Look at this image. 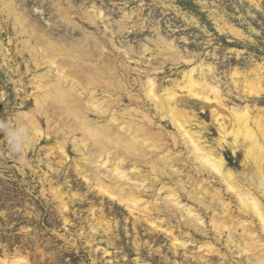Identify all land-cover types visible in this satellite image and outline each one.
Segmentation results:
<instances>
[{"label":"rangeland","instance_id":"obj_1","mask_svg":"<svg viewBox=\"0 0 264 264\" xmlns=\"http://www.w3.org/2000/svg\"><path fill=\"white\" fill-rule=\"evenodd\" d=\"M12 4L17 10L24 11L38 31L43 28L44 33L56 39L79 37L83 31L97 35L100 39L104 33L107 38L112 36L114 46L108 43L105 54L117 58L118 68L120 63L127 67L129 73L127 80H124L129 85L128 90L135 96L138 94L139 98L142 94L138 86L133 85V79H144V73L138 75L135 70L137 67L140 71L157 67L150 73L155 74L160 85L169 86L171 80L181 78L183 70L202 63L205 68L208 65L212 67L226 105L244 106L247 103L253 113L264 115V0H13ZM59 6L68 10L69 19L77 23V27L61 24L57 18L61 13ZM94 10H101L105 16L95 17L94 23L81 17L86 12L92 14ZM3 11L0 12V264H12L18 258L24 259L25 264H197V260L191 257L198 254L202 257V264H247L245 257H236L234 248L225 247V233L220 236L219 242L213 239L209 216L201 210L199 212L205 222L203 228L210 231L208 237H200L199 233L187 226L180 227L178 218L172 217L171 225L166 221L160 222L159 219L163 220L167 216L159 214L158 217V213H152L154 218H158L159 227L154 228L142 218H137L136 213H129L118 201L98 193L77 167V164H83L81 152L72 146V141L80 137L78 132L74 135L71 132L55 134L47 128L46 116L36 112L33 115L41 126V135L34 136L25 124L19 129L18 120L24 123L25 114H32L35 107L33 97L28 95L34 90L29 81L35 73L43 72L47 67L41 64V68L34 70L29 53L22 50L18 42L22 37L19 28L14 27L13 17L7 15V10ZM126 14L127 20L123 17ZM120 21L126 24L122 31L117 28V22ZM158 36L172 44L183 56L192 59L191 63H185L182 59L175 62L163 60L160 54H156V48L152 49L154 44L151 40ZM30 44L34 45V40ZM145 44L149 50L142 57V62L138 63L135 61L138 59L136 54L142 51V45ZM129 46L134 52L130 51V57L127 58L123 56V51ZM235 69L241 76L237 89L231 81ZM254 74L261 79L260 88L263 92L259 96H250L249 87L244 81L252 79ZM177 92L185 93L184 90ZM119 94L123 96V92ZM213 107L217 108L214 102H189L188 109L200 125L195 129L199 128L206 142L218 149L226 165L239 179H243L245 172L252 176L253 166L245 160L242 148H238L242 156L237 161L228 144L230 140L222 149L217 146L219 132L211 111ZM151 109L147 111L152 117L154 111ZM220 111L226 114V111ZM55 114H47L48 118H52L50 128L55 125ZM90 117L96 116L90 114ZM158 123L161 124L160 130L163 141L167 142V149L173 152L171 156L179 150L184 151L182 145L173 148L174 127L168 121L160 122L155 118L153 129H157ZM62 139L67 140V155L58 147L57 141ZM163 153H155V157L160 159ZM183 160L172 162L174 171L165 168L166 177L162 176L161 182L151 179L153 188H159L162 182L173 186L177 181H183L186 190L197 187L202 176L195 173L186 153L183 154ZM158 161L162 168L163 160ZM130 166L126 168L130 170ZM137 167L144 173L149 169L148 165ZM187 174H193L195 181H187ZM209 180V184H212V177ZM212 186L216 188L219 184L214 183ZM160 194L164 196L166 191L162 189ZM262 194L261 189L256 196L264 205ZM60 196L66 201V208L62 207ZM179 198L182 204L193 205L181 194ZM225 199L232 201L234 214H237L233 199L227 196ZM166 227L172 229V234L185 245L173 247L171 234L163 230ZM207 242L214 246L213 253H208L204 246L200 247ZM210 254H216V257L213 259Z\"/></svg>","mask_w":264,"mask_h":264},{"label":"bare ground","instance_id":"obj_2","mask_svg":"<svg viewBox=\"0 0 264 264\" xmlns=\"http://www.w3.org/2000/svg\"><path fill=\"white\" fill-rule=\"evenodd\" d=\"M12 3L13 0H0V12L7 10V15L13 17L14 27L19 28V34L22 36L18 42L21 43L22 50L29 53L34 70L41 68V64L47 67L45 71L35 73L29 81L34 86V90L28 95L33 97L35 107L32 114H25L24 123L18 120L19 129L25 124L26 128L32 130L34 136H40L41 126L33 115V112H36L46 116L47 128L55 134L71 132L74 135L78 132L80 137L76 138L78 141L76 139L72 141V146L76 151L81 152L80 160L83 164H77V167L87 183L98 193L118 201L117 203L122 204L129 213H136L137 218H142L154 228L159 227L158 218H154L152 213H158V217L159 214L167 216L163 220L159 219L160 222L166 221L171 225V218H178L179 226H187L195 233H199L200 237H208L210 231L207 232L203 228L205 222L199 212L201 210L203 214L209 216L215 241L219 242L220 236L225 233V247L234 248L236 257H245L247 264H264V205L259 196H256L261 189L264 196V115L259 112L253 113L247 103L244 106L226 105L212 67L208 65L205 68L202 63L183 70L181 78L171 80L169 86L160 85L155 74L150 73L158 69L157 67L140 71L136 66L138 75L140 72L144 73V79L140 77L133 79V85L138 86V91L142 94L139 98L138 94L135 96L128 90L127 67L120 63L118 68L117 58H111L105 54L108 43L114 46L112 36L107 38L104 33L100 39L97 35H90L83 31L79 37L67 36L56 39L48 35L49 33H44L43 28L38 31V27L30 22L24 11L17 10ZM58 10L61 13L57 18L61 24L71 28L77 27V23L69 19L67 9L59 6ZM104 16L101 10L81 15L89 23H94L95 17ZM123 17L127 20L128 14ZM125 25L121 21L117 22V28L121 31ZM31 40H34V45L30 44ZM151 42L154 44L152 49L156 48V54H160L165 61L175 62L178 59H182L185 63L192 61L160 36ZM142 46V51L136 54L138 59L135 61L138 63L142 62V57L149 50L146 44ZM130 51L134 52L129 46L124 49V55L123 53L122 55L129 58ZM160 63L162 64L161 61ZM240 77L238 70L232 71L231 81L235 89L241 83ZM244 81L249 87L248 94L259 96L262 91L260 76L254 74L252 79ZM177 90H184L185 93L180 94ZM120 92H123V96L119 94ZM193 100L216 103L217 108L214 106L211 110L219 132L216 144L222 149L230 140L228 144L237 161H240L242 156L239 152L242 148L245 151V160L253 166L252 176L249 172H245L243 179H239L226 165L218 149L206 142L199 128L195 129L200 125L188 109L189 102ZM147 107L154 111L152 117ZM220 110L226 111V114ZM49 112L51 115L57 113L55 125L52 128H50L52 118H48L49 115H47ZM90 114L96 117L92 118ZM155 118L160 122L168 121L172 128L174 127L173 148L182 145L185 148L184 151L179 150L171 156L172 150L167 149V142L163 141L161 124L158 123L157 129H153ZM57 143L61 152L66 154L67 140L62 139ZM161 151L164 153L158 159L155 153ZM185 153L191 160L195 173L202 176L197 187L186 190L185 183L177 181L173 186L162 182L159 188H153L150 180L155 179L161 182L162 176L166 177L165 168L174 171L172 162L184 161ZM157 159L163 160L162 168L159 167L160 162ZM141 164L148 165L149 169L146 173L141 172L137 167ZM127 165H131L130 170L126 168ZM210 177L213 180L212 184H209ZM193 178V174H187V181H195ZM147 181L150 182L147 183ZM214 183H218L219 187L214 188L212 186ZM205 184L207 187H204ZM162 189L166 191L164 196L160 194ZM180 194L193 205L182 204ZM62 196H60L61 204L66 208V201ZM225 196L233 199L237 214H234L232 201L230 199L226 201ZM163 230L171 234L173 247L185 245L172 234V229L168 230L166 227ZM203 246L208 253H213L214 246L211 243L207 242L200 247ZM210 256L214 259L216 254H210ZM191 258L197 260V264H202L200 254ZM23 260L22 258L14 259L12 264H25Z\"/></svg>","mask_w":264,"mask_h":264}]
</instances>
